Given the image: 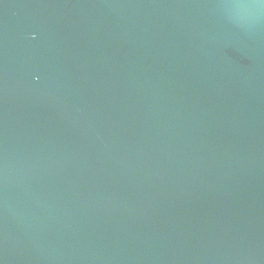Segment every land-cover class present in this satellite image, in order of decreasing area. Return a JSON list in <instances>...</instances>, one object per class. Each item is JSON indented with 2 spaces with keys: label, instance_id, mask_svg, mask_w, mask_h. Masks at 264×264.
<instances>
[{
  "label": "water",
  "instance_id": "water-1",
  "mask_svg": "<svg viewBox=\"0 0 264 264\" xmlns=\"http://www.w3.org/2000/svg\"><path fill=\"white\" fill-rule=\"evenodd\" d=\"M0 264H264V3L0 0Z\"/></svg>",
  "mask_w": 264,
  "mask_h": 264
},
{
  "label": "clouds",
  "instance_id": "clouds-1",
  "mask_svg": "<svg viewBox=\"0 0 264 264\" xmlns=\"http://www.w3.org/2000/svg\"><path fill=\"white\" fill-rule=\"evenodd\" d=\"M262 3H264V0H261ZM237 8L239 9H248L251 6L250 5H236Z\"/></svg>",
  "mask_w": 264,
  "mask_h": 264
}]
</instances>
